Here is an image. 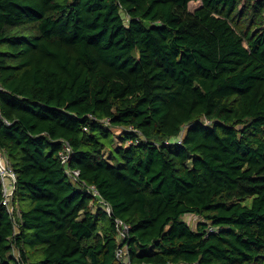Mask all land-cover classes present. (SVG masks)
Returning <instances> with one entry per match:
<instances>
[{"label":"trees","instance_id":"obj_1","mask_svg":"<svg viewBox=\"0 0 264 264\" xmlns=\"http://www.w3.org/2000/svg\"><path fill=\"white\" fill-rule=\"evenodd\" d=\"M0 84V264H264V0H0Z\"/></svg>","mask_w":264,"mask_h":264},{"label":"built area","instance_id":"obj_2","mask_svg":"<svg viewBox=\"0 0 264 264\" xmlns=\"http://www.w3.org/2000/svg\"><path fill=\"white\" fill-rule=\"evenodd\" d=\"M2 89V86L0 84V90ZM96 119V117H95ZM0 120H2L5 124H11V120L4 116L1 108H0ZM101 122L104 125L110 124V118L102 119ZM131 130L137 131L139 134L141 132L134 127L130 128ZM183 134L179 136V138H176L174 140L166 141V144L169 143H176L182 141ZM140 140V139H139ZM138 140V142H139ZM74 155V149L70 143V141L64 139L62 140V149L59 152L60 160L62 164L65 167L66 174L72 179L75 183L80 184L81 188L84 189L86 192H88L92 196H99V191L96 188L95 185H88L85 181L81 180L80 175L81 171L78 168H72L70 166V160L72 156ZM0 177L3 184V200L2 203L8 207L9 212L12 214L15 212L14 206L11 204V199L14 195V189L17 181V174L14 170V167L5 152L4 149L0 148ZM100 197V196H99ZM101 198V197H100ZM101 202L104 204L107 212L109 214H112L111 206L108 202H106L104 199H100ZM115 224L118 230L119 240H120V246L117 250V256L123 260L129 263V247L127 244V238L130 233V224L127 223L122 218H116ZM210 231H219V228L216 226H210ZM18 260L20 261V257L18 256ZM168 264H183V263H174L169 262ZM188 264H195L194 262L188 263Z\"/></svg>","mask_w":264,"mask_h":264},{"label":"rangeland","instance_id":"obj_3","mask_svg":"<svg viewBox=\"0 0 264 264\" xmlns=\"http://www.w3.org/2000/svg\"><path fill=\"white\" fill-rule=\"evenodd\" d=\"M201 5V2L200 1H192L190 2V5H189V8L190 10H195L197 7H199ZM113 132L115 133V138H116V145L119 144V140H120V136L122 134V131H120V129H113ZM120 135V136H119ZM105 156L107 158H109V154H110V151L109 149L105 150ZM252 197H248V198H245L243 200V203L246 204V205H250L252 203ZM182 219L185 220V221H188L191 223L192 226L196 225L197 221L199 219H201L199 216L197 215H192V214H185L182 216Z\"/></svg>","mask_w":264,"mask_h":264}]
</instances>
